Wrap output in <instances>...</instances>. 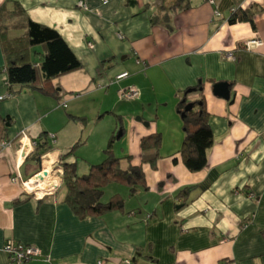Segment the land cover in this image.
I'll use <instances>...</instances> for the list:
<instances>
[{"label":"crops","instance_id":"obj_1","mask_svg":"<svg viewBox=\"0 0 264 264\" xmlns=\"http://www.w3.org/2000/svg\"><path fill=\"white\" fill-rule=\"evenodd\" d=\"M79 1L0 0L9 37L26 32L14 26L19 18L5 16L18 2L31 20L56 29L83 64L51 81L59 100L31 86L11 91L0 34V98L12 93L0 99V117L10 119L0 140L13 142L0 145V264H11L3 251L8 239L39 247L54 264H264V0H189L186 9L172 8L176 0H84L87 9ZM247 9L255 10V25L229 21ZM255 37L261 46L242 48ZM43 53L42 45L31 47L28 59L38 65ZM123 72L129 76L117 79ZM223 81L231 84L229 100L213 91ZM131 86L140 96L122 99L120 90ZM191 87L197 90L186 102L204 99L213 131L207 166L198 172L179 152L177 106ZM139 111L150 128L135 125V138L159 133L152 119L162 118L173 146L163 147L157 168L145 166L147 187L134 196L123 183L107 186L104 201L120 194L124 209L80 217L62 185L41 196L24 188L43 169L62 181V163L78 164L75 155L62 159L84 133L73 117ZM110 127L114 133L116 121ZM43 139L50 148L39 161L33 143ZM25 264L50 263L39 257Z\"/></svg>","mask_w":264,"mask_h":264},{"label":"trees","instance_id":"obj_2","mask_svg":"<svg viewBox=\"0 0 264 264\" xmlns=\"http://www.w3.org/2000/svg\"><path fill=\"white\" fill-rule=\"evenodd\" d=\"M190 7L189 0H176L172 8L186 9ZM254 9L236 10L230 17V22L249 21L254 24ZM7 18L14 21V26H24L26 32L22 36L9 37V25H0L2 48L5 57V70L7 72V85L12 89L14 85L31 86L39 88L45 94L56 95L50 85L51 81L61 75L82 68L83 64L76 56L62 35L54 28L31 20L25 9L17 2L15 10L6 13ZM13 25V24H12ZM42 45L44 53L38 65L29 61L28 55L31 47ZM41 79L43 85L36 86ZM201 90V86L198 87ZM188 88L185 97L178 103V111L182 114L188 102L186 96L192 92ZM12 91V90H11ZM58 99V96L56 95ZM59 100V99H58ZM194 107L187 111L183 117L185 138L181 149L182 161L191 172H198L207 166L208 150L213 145V131L209 124V112L205 101H193ZM104 115V114H103ZM102 115L99 116V118ZM83 125L85 117H73ZM10 123L9 118L1 119L0 127ZM43 137V135H42ZM115 136L109 140L105 149L103 161L92 164L89 171L79 174L77 162L62 163V186L66 189L65 201L80 217L102 216L114 210L124 209V198L120 194H114L108 201H104L105 189L112 183H123L128 186L129 193L134 196L138 189L146 188V174L142 165L126 166L122 164L120 157L113 152ZM162 137L160 133H153L141 139L142 162L157 168L161 157ZM78 143L62 156L75 154ZM50 148L47 139L37 142L33 155L41 161V157ZM191 188L185 189L184 192ZM183 192V193H184ZM264 236V229L261 231ZM131 262L134 264L133 259Z\"/></svg>","mask_w":264,"mask_h":264},{"label":"rangeland","instance_id":"obj_3","mask_svg":"<svg viewBox=\"0 0 264 264\" xmlns=\"http://www.w3.org/2000/svg\"><path fill=\"white\" fill-rule=\"evenodd\" d=\"M103 114L104 115H102L100 118L99 116H96L94 119H89L88 117L82 116L87 120L86 124L83 125L84 133L82 138L79 136L80 138L77 137V139L72 143V146L78 143L74 154L78 161V173L85 174L88 172L90 164H96L104 160L105 149L107 148L112 134L115 136L113 152L116 156L121 158L122 164L127 165L129 164V161L133 164H135L134 162H137L139 165L143 166L145 171V166L150 164L142 162L141 141L140 138H135L133 134L135 125H143L146 129L150 128V126L145 124L148 123L150 125L149 120L139 121V117L142 118L141 114H143V111H139L137 115L135 114L131 116H124L123 114H118L115 112H103ZM152 120H154V123L158 124L159 133L162 137V144L160 148V154L162 156V154H164L162 150L163 147H170L171 145L173 146L172 141L170 142V140H172L170 136L171 130L167 123L165 124V127L163 126L162 118L156 119V117H154ZM115 121L117 128L113 129V133V131H110L112 129L110 125ZM181 121H183L182 117ZM90 128H92L91 131H89ZM180 128L183 132V136L180 141L179 150L181 149L185 138L184 124H182ZM120 133H122L121 136H118ZM108 187H110V184ZM110 194L111 190L107 189L106 196H104L103 199L107 200V197ZM149 218H151V215L147 214V219Z\"/></svg>","mask_w":264,"mask_h":264},{"label":"built area","instance_id":"obj_4","mask_svg":"<svg viewBox=\"0 0 264 264\" xmlns=\"http://www.w3.org/2000/svg\"><path fill=\"white\" fill-rule=\"evenodd\" d=\"M107 2H108V0H104V3H107ZM211 2H214V1L211 0ZM78 4L80 7L87 9V5H86L84 0H80ZM262 44H263V41L261 39L255 37V38L245 40L242 43V48L246 49V50H253L255 47H259ZM90 46H92L91 43H90ZM225 57L228 59H233L234 54L232 52H228V53H226ZM128 76H129L128 72H123V73H120L119 75H117L116 78L117 79H123V78H126ZM119 94H120V97L122 99L131 100V99H136L140 96V90L134 86H131V87L121 89ZM11 96H12V93L9 92V93L5 94L4 96H2L0 99L9 98ZM64 106H66V105H64ZM22 135L25 136V133L22 132ZM51 138H55L54 135H51ZM33 144L36 145L37 143L34 142ZM0 145L2 147H11L13 145V142H11L7 139H2V140H0ZM42 172L47 176L49 175L52 177L54 175V173H52L51 171H49V170L47 171L46 169H43L41 172L34 175V177H36L38 174H40ZM62 172H63V170H60V174H62ZM54 177H57V176L54 175ZM20 178H21V175L18 174L15 177H13V180L18 181ZM57 178H58V183L56 185L50 186L48 188V191L43 193V195L52 193L57 187H59L62 184V181H59V177H57ZM31 179H29L26 182H23L24 188L29 193H31V194L34 193V194L38 195L37 191L29 189V187L27 185ZM3 251L7 254L11 264H25V262H27L31 259H34V258H39V257H43L45 261L49 262L50 264H54L51 262L50 257L47 255H44L43 251L39 247L34 246V245H30V244H25V243H22L19 241H15L13 239H8L5 242L4 247H3ZM102 263H103L102 260L99 261V264H102ZM125 264H133V263L131 262V260H126ZM220 264H226V263H220Z\"/></svg>","mask_w":264,"mask_h":264},{"label":"bare ground","instance_id":"obj_5","mask_svg":"<svg viewBox=\"0 0 264 264\" xmlns=\"http://www.w3.org/2000/svg\"><path fill=\"white\" fill-rule=\"evenodd\" d=\"M48 176L40 173L36 177H33L27 184L29 189L37 191L38 195L40 196L43 195V193L48 191L50 186L56 185L58 183L57 177Z\"/></svg>","mask_w":264,"mask_h":264},{"label":"water","instance_id":"obj_6","mask_svg":"<svg viewBox=\"0 0 264 264\" xmlns=\"http://www.w3.org/2000/svg\"><path fill=\"white\" fill-rule=\"evenodd\" d=\"M202 89V88H201ZM190 92L195 91V89H190ZM213 91L215 95H218L224 99L229 100L231 96V84L229 82L223 81V82H218L215 83L213 86ZM194 107V103L190 102L187 103L184 112L181 114L182 117L185 116L186 112L191 110ZM141 120V118H139ZM122 133H120L121 136Z\"/></svg>","mask_w":264,"mask_h":264}]
</instances>
